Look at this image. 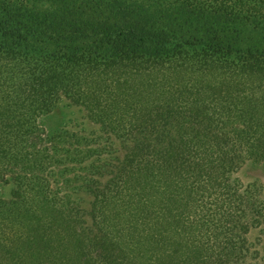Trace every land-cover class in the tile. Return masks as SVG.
I'll return each instance as SVG.
<instances>
[{
	"label": "trees",
	"instance_id": "1",
	"mask_svg": "<svg viewBox=\"0 0 264 264\" xmlns=\"http://www.w3.org/2000/svg\"><path fill=\"white\" fill-rule=\"evenodd\" d=\"M247 160L264 0H0V264H263Z\"/></svg>",
	"mask_w": 264,
	"mask_h": 264
},
{
	"label": "rangeland",
	"instance_id": "2",
	"mask_svg": "<svg viewBox=\"0 0 264 264\" xmlns=\"http://www.w3.org/2000/svg\"><path fill=\"white\" fill-rule=\"evenodd\" d=\"M41 122L48 133H57L66 128H69V130L77 129V126L86 123V120L80 109L67 101H62L52 112L45 115ZM238 177L245 185H259V189L264 195V162L245 161L238 173ZM12 193L13 186L0 185V199H11ZM250 239L260 246L264 256V228L253 230L250 234Z\"/></svg>",
	"mask_w": 264,
	"mask_h": 264
}]
</instances>
